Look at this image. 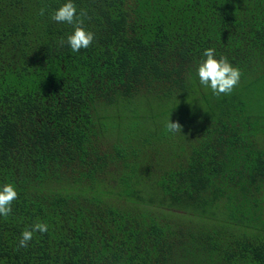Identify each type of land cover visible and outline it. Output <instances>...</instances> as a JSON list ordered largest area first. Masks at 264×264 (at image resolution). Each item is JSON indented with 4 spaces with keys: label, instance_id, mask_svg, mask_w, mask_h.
<instances>
[{
    "label": "trees",
    "instance_id": "obj_1",
    "mask_svg": "<svg viewBox=\"0 0 264 264\" xmlns=\"http://www.w3.org/2000/svg\"><path fill=\"white\" fill-rule=\"evenodd\" d=\"M66 2L0 0V264H264V0H73L79 52Z\"/></svg>",
    "mask_w": 264,
    "mask_h": 264
},
{
    "label": "clouds",
    "instance_id": "obj_2",
    "mask_svg": "<svg viewBox=\"0 0 264 264\" xmlns=\"http://www.w3.org/2000/svg\"><path fill=\"white\" fill-rule=\"evenodd\" d=\"M44 9L41 8L40 14H44ZM86 12L81 11L77 15V8L73 0H67L62 6L52 14V19L56 22L67 23L73 26V31L67 36L66 41L73 52H79L81 49H87L94 40V33L88 31L84 26ZM204 59L201 60L197 68L199 82L205 87H209L213 94L219 96L221 94H230L233 89L239 84L241 72L238 67H234L227 57L216 58L215 49H206L203 53ZM169 132H180L182 126L179 122L170 121L167 124ZM18 197V193L12 184H5L0 187V216L7 217L12 212V203ZM48 225L43 222H36L30 228H26L21 233L19 241L20 247H27L33 239L36 232L41 234L47 233Z\"/></svg>",
    "mask_w": 264,
    "mask_h": 264
}]
</instances>
